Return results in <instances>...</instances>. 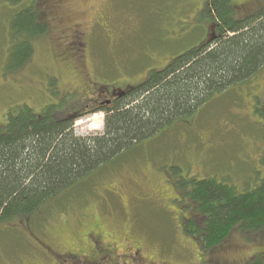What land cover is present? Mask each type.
<instances>
[{"label":"rangeland","instance_id":"1","mask_svg":"<svg viewBox=\"0 0 264 264\" xmlns=\"http://www.w3.org/2000/svg\"><path fill=\"white\" fill-rule=\"evenodd\" d=\"M206 2L50 0L40 6L49 30L33 41L30 63L15 71L9 57L19 43H13L11 23L30 0H0V125L9 112L24 113L26 107L37 114L54 105L60 117L74 105V110L91 105L95 96L87 90L63 103L65 91L90 81L116 91L141 84L152 70L215 36L213 24L201 18ZM232 3L248 15L264 0ZM81 43L85 49L79 52ZM262 101L264 68L250 84L211 96L192 116L173 121L74 185L50 205L42 221L0 227V264H52L56 254L67 251L90 261L111 257L114 264L126 261V254L114 252L111 242L121 251L125 238L148 263L203 264L193 241L182 233L180 211L171 202L173 186L180 177H215L241 192L261 181L264 119L255 107ZM101 121V115H88L75 128L82 134L99 132ZM98 237L104 245L95 242ZM241 240L237 233L228 240L224 259L243 264L264 252L263 237L250 244Z\"/></svg>","mask_w":264,"mask_h":264},{"label":"trees","instance_id":"2","mask_svg":"<svg viewBox=\"0 0 264 264\" xmlns=\"http://www.w3.org/2000/svg\"><path fill=\"white\" fill-rule=\"evenodd\" d=\"M48 2L30 0L13 17L11 36L19 44L9 57L11 69L19 71L30 63L33 41L49 30L40 10ZM200 14L215 28L210 42L152 70L112 108L90 113L101 115V131L77 132L78 119L56 116L54 105L37 114L28 107L24 113L9 112L0 125V227L42 221L51 204L130 147L192 116L211 96L252 82L264 68V3L243 15L232 0H207ZM82 48V43L77 45L79 52ZM102 87L107 86L98 89ZM91 89L85 85L65 91L63 103ZM255 112L264 119V101ZM225 181L188 176L173 186L171 202L180 211L182 233L193 241L203 264H233L223 255L236 233L249 244L264 238V178L241 192ZM243 264H264V252Z\"/></svg>","mask_w":264,"mask_h":264},{"label":"flooded vegetation","instance_id":"3","mask_svg":"<svg viewBox=\"0 0 264 264\" xmlns=\"http://www.w3.org/2000/svg\"><path fill=\"white\" fill-rule=\"evenodd\" d=\"M256 12V11H255ZM79 36V35H78ZM90 86H91V91H89V97L91 95H94V101L91 105H84L81 109L79 110H74L77 107L74 105L72 106V111H70L69 115L65 114L64 116H71L74 117V119H80L82 117H86L88 116L90 113L93 112H100L102 110L105 109H110L113 107V105L120 100L121 98L119 97V91H116L112 88V86H107V87H102L101 89H98V87H100L99 84L90 81ZM103 93L104 95L101 96L100 94ZM88 97V99H89ZM86 99V100H88ZM85 100V101H86ZM97 244H105L101 239H97V241H95ZM94 242V245H95ZM125 242V247H124V252L123 250H118L115 242H111L113 249H115L114 252H118L121 254H126V261H121L118 263H114V264H151L148 263L146 260L142 259L139 257L140 254V250L136 247V249L133 246V243L130 242V240L128 238L124 239ZM108 243V242H106ZM96 244V245H97ZM95 245V246H96ZM122 248V247H119ZM104 251V250H103ZM114 254H112L113 257ZM98 256H100L98 254ZM55 259L53 261H51L52 264H80V260H85L86 264H111L110 260L112 259L110 257V259L108 257H98L97 260L95 261H90L87 260L86 258L88 256L86 255H79L78 253H70L67 251V253L65 255H55ZM81 257V258H80Z\"/></svg>","mask_w":264,"mask_h":264},{"label":"water","instance_id":"4","mask_svg":"<svg viewBox=\"0 0 264 264\" xmlns=\"http://www.w3.org/2000/svg\"><path fill=\"white\" fill-rule=\"evenodd\" d=\"M210 41H207V42H205L203 45H206L207 43H209ZM202 47V46H201ZM134 90H136V86H128L125 90H120L119 91V97L120 98H122V97H124L127 93H129V92H132V91H134Z\"/></svg>","mask_w":264,"mask_h":264}]
</instances>
